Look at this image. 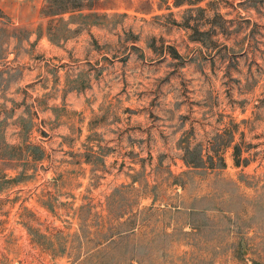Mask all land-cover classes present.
I'll use <instances>...</instances> for the list:
<instances>
[{
	"label": "rangeland",
	"instance_id": "1",
	"mask_svg": "<svg viewBox=\"0 0 264 264\" xmlns=\"http://www.w3.org/2000/svg\"><path fill=\"white\" fill-rule=\"evenodd\" d=\"M0 264H264V0H0Z\"/></svg>",
	"mask_w": 264,
	"mask_h": 264
}]
</instances>
